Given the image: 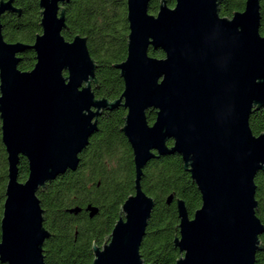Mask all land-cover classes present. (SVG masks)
Instances as JSON below:
<instances>
[{
  "label": "water",
  "instance_id": "obj_1",
  "mask_svg": "<svg viewBox=\"0 0 264 264\" xmlns=\"http://www.w3.org/2000/svg\"><path fill=\"white\" fill-rule=\"evenodd\" d=\"M15 0H0V117L8 154V183L1 222L0 261L45 264V210L38 191L76 171L80 154L98 131L105 110H127L122 131L134 154L135 193L103 246L94 244L93 264H147L140 249L155 200L142 178L154 158L179 155L201 195L190 216L176 199L182 256L176 264H256L264 249L255 182L264 172V132L250 118L264 107V35L261 0H246L231 18L219 14L221 0H127V57L114 65L124 80L110 101L94 92L98 67L87 37L63 35L72 0H40L41 28L33 44L8 42L2 16L22 13ZM162 50L163 58L150 55ZM36 52L32 70L19 68L21 54ZM156 111L151 124L148 112ZM172 141L173 144L169 145ZM29 163L19 179L21 157ZM174 195L167 198L171 204ZM78 214L77 206L68 210ZM90 217L99 208L88 205Z\"/></svg>",
  "mask_w": 264,
  "mask_h": 264
},
{
  "label": "trees",
  "instance_id": "obj_2",
  "mask_svg": "<svg viewBox=\"0 0 264 264\" xmlns=\"http://www.w3.org/2000/svg\"><path fill=\"white\" fill-rule=\"evenodd\" d=\"M174 7L176 0H167ZM22 13H6L2 16L3 34L8 42L33 44L42 32L39 0H16ZM161 0H151L149 12L157 14ZM246 0H223L221 15L232 17L244 11ZM261 33L264 35V0H261ZM66 25L63 35L71 41L76 35L87 37L88 48L98 67L94 92L98 98L118 99L124 91V80L116 63L127 57L129 22L127 0H72L66 6ZM150 55L163 58L162 50L151 48ZM19 68L32 70L36 64V52L29 49L21 54ZM127 110L123 107L104 111L98 122V131L90 138L89 145L80 154L76 171H68L49 182L38 191L45 210L44 227L51 236L44 245L45 264H93L94 244L103 246L120 219V209L129 196L135 193L136 170L132 147L125 136ZM151 124L156 112H148ZM250 125L254 134L264 132V107L253 112ZM173 142L170 141L169 145ZM8 154L2 141L0 117V241L1 222L6 187L8 183ZM29 176L27 158L21 157L19 179ZM258 200L257 215L264 224V172L255 179ZM144 191L154 198L155 207L149 220L146 236L140 249L147 264H176L182 256L174 240L179 235V214L176 199L185 201L191 217L202 205V195L185 169L179 155L152 159L144 169ZM174 195L173 203L167 198ZM99 208L90 217L86 207ZM81 207L78 214L70 213L73 207ZM264 243V236L262 237ZM0 264H4L0 261ZM257 264H264V251L257 254Z\"/></svg>",
  "mask_w": 264,
  "mask_h": 264
},
{
  "label": "flooded vegetation",
  "instance_id": "obj_3",
  "mask_svg": "<svg viewBox=\"0 0 264 264\" xmlns=\"http://www.w3.org/2000/svg\"><path fill=\"white\" fill-rule=\"evenodd\" d=\"M222 1H223V0H221L220 9H219V14H220L221 17H223V16L221 15V5H222ZM39 2H40V0H39ZM14 5L17 6V4H16V0L14 1ZM67 5H68V4H67ZM17 7H18V6H17ZM5 14H6V13H5ZM226 18H231V17H226ZM93 87H94V86H93ZM120 107H122V106H120ZM118 108H119V107H118ZM123 108H124V107H123ZM105 111H107V110H105ZM111 111H112V110H111ZM152 111H154V110H152ZM152 111H150V112H152ZM155 112H156V111H155ZM103 113H104V112H103ZM102 115H103V114H102ZM102 115H101V116H102ZM101 116H100V117H101ZM100 117H99V119H100ZM86 148H87V147H86ZM263 236H264V234H262L260 238H261V242H262V244L264 245L263 240H262V237H263ZM262 251H264V249H263ZM262 251H260V252H262ZM258 253H259V252H258ZM256 259H257V257H256ZM256 264H257V260H256Z\"/></svg>",
  "mask_w": 264,
  "mask_h": 264
}]
</instances>
